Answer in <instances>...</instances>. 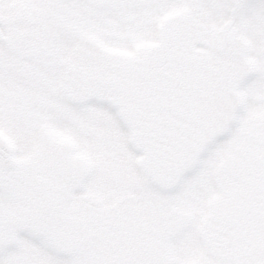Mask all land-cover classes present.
Wrapping results in <instances>:
<instances>
[{
  "label": "rangeland",
  "instance_id": "374dc122",
  "mask_svg": "<svg viewBox=\"0 0 264 264\" xmlns=\"http://www.w3.org/2000/svg\"><path fill=\"white\" fill-rule=\"evenodd\" d=\"M0 13V254L264 264V4ZM155 139L174 160L164 179Z\"/></svg>",
  "mask_w": 264,
  "mask_h": 264
},
{
  "label": "snow or ice",
  "instance_id": "6c2138e0",
  "mask_svg": "<svg viewBox=\"0 0 264 264\" xmlns=\"http://www.w3.org/2000/svg\"><path fill=\"white\" fill-rule=\"evenodd\" d=\"M61 2H69L74 5L79 4H95L102 3L104 0H0V8L4 5L16 6L17 8L23 6H37L49 5ZM110 2L117 3L119 0H110ZM258 3L264 4V0H258ZM4 32V16L0 13V34ZM2 104V100H0ZM5 215L6 208L3 199L0 198V250L4 249L5 244ZM40 247L44 251H48L46 242H41ZM0 264H52L46 257L34 253L32 256H25L23 253L15 250L7 251L5 254H0ZM63 264H72L70 261H64ZM158 264H167L166 261H159Z\"/></svg>",
  "mask_w": 264,
  "mask_h": 264
},
{
  "label": "trees",
  "instance_id": "16d2710c",
  "mask_svg": "<svg viewBox=\"0 0 264 264\" xmlns=\"http://www.w3.org/2000/svg\"><path fill=\"white\" fill-rule=\"evenodd\" d=\"M182 128L180 127L179 128V130H181ZM162 133V132H161ZM182 136V135H181ZM177 138V136H175L172 140H173V143L174 144H169V145H167V149L169 150V148L170 147H172L173 145H175L176 143L174 142V139H176ZM162 140V139H161ZM161 140H157V139H155V142L157 143V145L155 144V142H154V146H155V148L158 150V155H156L157 157H156V162H157V164L156 165H158V166H161L160 168L161 169H164L165 167H167V166H170V164H171V162H173L172 161V157H168V155L169 156H172V153L171 152H169L167 149H162V145L160 144L162 141ZM164 143L166 144V141H164ZM154 146H152V147H150L151 149H149V150H151V152H152V148L154 149ZM152 154V153H151ZM164 171H165V175L166 176H163V178H162V176H161V178L162 179H164V178H166L167 176H169L170 174H171V170H169V169H167V168H165L164 169Z\"/></svg>",
  "mask_w": 264,
  "mask_h": 264
},
{
  "label": "water",
  "instance_id": "95a60500",
  "mask_svg": "<svg viewBox=\"0 0 264 264\" xmlns=\"http://www.w3.org/2000/svg\"><path fill=\"white\" fill-rule=\"evenodd\" d=\"M9 144V141L7 140V138L0 133V148L6 147Z\"/></svg>",
  "mask_w": 264,
  "mask_h": 264
},
{
  "label": "flooded vegetation",
  "instance_id": "af4514ba",
  "mask_svg": "<svg viewBox=\"0 0 264 264\" xmlns=\"http://www.w3.org/2000/svg\"><path fill=\"white\" fill-rule=\"evenodd\" d=\"M1 132H3L2 130H0ZM0 151H3V149H0Z\"/></svg>",
  "mask_w": 264,
  "mask_h": 264
}]
</instances>
